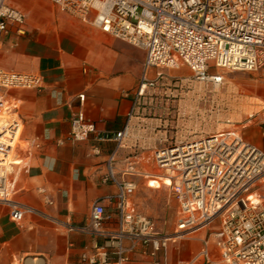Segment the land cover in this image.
Wrapping results in <instances>:
<instances>
[{"label": "built area", "instance_id": "2783aa9c", "mask_svg": "<svg viewBox=\"0 0 264 264\" xmlns=\"http://www.w3.org/2000/svg\"><path fill=\"white\" fill-rule=\"evenodd\" d=\"M49 1L59 12L73 17L92 16V23L102 32L145 52L130 113L146 88L162 75L148 78L146 72L151 68L184 65L196 80L214 83L221 82L222 75L209 73L211 67L248 72L264 69V0ZM24 22L22 11L0 0V32L13 24L23 33ZM42 87L40 74L0 68V202L10 204L14 222L21 221L27 209L10 198L13 168L22 163L23 122L6 93L11 89L40 91ZM77 97L82 104L84 95ZM95 133V123L82 110L71 117L69 141H84ZM126 135L124 126L107 139L117 148ZM62 143L63 139L57 140ZM113 154L104 180L114 181L118 188L115 195L106 197L114 204V215L95 200L88 222L69 226L101 239L92 252L80 254V264H125L137 244L154 257L162 252L161 264H167L168 243L202 229L210 233L186 264H264V150L235 130L174 140L156 149L151 159L157 177L168 179L166 184L177 202V222L171 233L158 230L152 216L133 209L130 196L136 184L116 181L110 164ZM132 163L127 164V171L135 172ZM210 242L218 252L216 259L209 253Z\"/></svg>", "mask_w": 264, "mask_h": 264}, {"label": "crops", "instance_id": "0c3cea01", "mask_svg": "<svg viewBox=\"0 0 264 264\" xmlns=\"http://www.w3.org/2000/svg\"><path fill=\"white\" fill-rule=\"evenodd\" d=\"M7 2L24 13L25 22L23 33L13 24L0 32V68L40 74L43 87L6 93L23 122L22 163L13 168L10 198L27 209L22 220L14 222L10 204L0 202V264H80V254L92 252L101 239L69 226L87 223L95 200L114 215V204L106 197L115 195L118 188L114 181L104 180L112 153L110 164L116 181L136 184L130 196L133 209L154 220L165 211L161 186H168L157 177L151 159L153 152L164 146L157 129L160 122L147 116L144 96L130 113L145 52L102 32L92 23V16L82 19L59 12L49 0ZM163 70L151 68L146 76L155 78ZM78 94L84 95L82 104ZM78 110L95 123L96 133L87 140L71 142L67 139L70 119ZM124 126L127 135L116 148L107 136ZM58 139L63 143L57 144ZM245 140L264 150L261 133ZM129 162L135 172L127 171ZM209 233L202 229L192 234L194 241H170L167 264L189 262ZM191 247L194 249L187 257L172 260L173 248L180 253L181 248ZM209 253L213 259L218 257L212 242ZM129 255L125 264H161L163 260L162 252L151 256L141 244Z\"/></svg>", "mask_w": 264, "mask_h": 264}, {"label": "rangeland", "instance_id": "374dc122", "mask_svg": "<svg viewBox=\"0 0 264 264\" xmlns=\"http://www.w3.org/2000/svg\"><path fill=\"white\" fill-rule=\"evenodd\" d=\"M215 71L222 75L219 84L194 79L187 66L165 69L155 84L146 88L142 101L148 105L147 116L160 122L157 129L161 133V145L228 129L248 139L264 130V69L252 72L209 69V72ZM163 179L168 183L167 178ZM161 187L165 190L162 197L165 211L155 221L158 230L171 233L177 222L176 201L168 187ZM190 239L194 241L192 234L181 242ZM193 249L181 248L178 253L173 248L172 260L187 257Z\"/></svg>", "mask_w": 264, "mask_h": 264}, {"label": "bare ground", "instance_id": "6f19581e", "mask_svg": "<svg viewBox=\"0 0 264 264\" xmlns=\"http://www.w3.org/2000/svg\"><path fill=\"white\" fill-rule=\"evenodd\" d=\"M216 83V82H215ZM14 162H18V161H14Z\"/></svg>", "mask_w": 264, "mask_h": 264}]
</instances>
